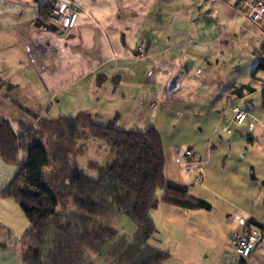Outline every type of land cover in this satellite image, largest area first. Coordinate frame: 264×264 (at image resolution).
Returning <instances> with one entry per match:
<instances>
[{
    "label": "crops",
    "instance_id": "0c3cea01",
    "mask_svg": "<svg viewBox=\"0 0 264 264\" xmlns=\"http://www.w3.org/2000/svg\"><path fill=\"white\" fill-rule=\"evenodd\" d=\"M72 1L77 24L62 32L36 25L38 18L47 22L40 12L52 0H0V119L17 114L8 119L16 127L37 129V116L50 126L81 116L101 124L116 120L124 129L156 127L167 179L210 204L184 209L160 202L150 212L153 246L170 253L159 264H264V237L245 260L230 243L232 233L247 226L264 236V124L239 103L257 89L242 83L252 67L251 76L264 86V74L257 77L264 71L258 67L264 19L252 20L235 0ZM139 47L143 56L135 52ZM226 81L233 83L223 90ZM242 86L251 89L241 95ZM216 94L221 99L213 103ZM225 106L208 136L186 141L162 133L173 119ZM234 106L251 112L253 129L232 122ZM46 111L53 115L43 116ZM227 124L230 131L223 129ZM219 126L224 138L215 135ZM95 255L93 264H111Z\"/></svg>",
    "mask_w": 264,
    "mask_h": 264
},
{
    "label": "trees",
    "instance_id": "16d2710c",
    "mask_svg": "<svg viewBox=\"0 0 264 264\" xmlns=\"http://www.w3.org/2000/svg\"><path fill=\"white\" fill-rule=\"evenodd\" d=\"M50 7L40 12L47 22ZM258 67L264 68V64ZM245 89L251 88L242 86L237 91L243 95ZM58 120L73 140L84 137L107 142L115 159L101 167L97 177L75 168L67 183L75 210L61 211L60 200L46 181L52 161L38 129L22 123L15 128L11 120L0 119L2 159L17 163L22 151L27 154L0 192V197L16 201L29 220L26 264H93V254L105 255L111 264H159L170 258L169 252L148 242L156 232L150 212L160 202L184 209H210V204L190 195L187 186L167 179L158 129H124L116 120L101 124L81 116ZM122 213L138 224L139 233L119 236L102 252L118 235L112 222Z\"/></svg>",
    "mask_w": 264,
    "mask_h": 264
},
{
    "label": "rangeland",
    "instance_id": "374dc122",
    "mask_svg": "<svg viewBox=\"0 0 264 264\" xmlns=\"http://www.w3.org/2000/svg\"><path fill=\"white\" fill-rule=\"evenodd\" d=\"M245 67L249 68V65ZM252 69L254 70L255 68L252 67ZM253 70H251V73L249 72L248 82L243 81L242 83L253 85L257 89L244 102L239 103L242 105L247 104V107L250 105V109H252L259 122L261 121L264 124V86H262V82L255 80L251 76ZM261 74H264V71H259L257 77L262 78ZM232 83V81H226L222 87L223 90H227V87ZM211 99L215 103L216 100L220 101L221 98L219 99L216 94ZM224 102L225 98L222 99V105ZM225 105L227 106L228 104L225 102ZM226 106L223 109L219 107L210 113H207L209 109L206 108L205 110H201V112L195 110L192 114L184 115L186 120L184 118L173 119L172 122L166 124L167 126L161 128L163 130L162 133L167 139L178 138L186 141H191L197 136H208L211 132V123L216 121L218 117H223L225 114L223 110L226 109ZM227 110L230 111L229 108ZM217 111H220V113H216ZM8 115L7 119L11 120L14 119L13 117H18L17 114ZM50 115L53 114L50 111H46L43 116L48 117ZM43 116L41 114V117ZM34 118L38 120L39 136L40 134V138L43 136L42 141L47 146L52 161V165L46 174L47 184L53 189L60 200L59 209L65 212H72L75 210V207L72 197L68 194V177L74 172L75 168L84 171L90 176L97 177L101 167L110 165L114 161L115 152L107 142L99 139H86L84 137H79L76 140L71 139L62 122H50V126L46 125V119L40 120L38 116ZM31 122L27 121L26 123ZM15 124L13 125L15 126ZM15 128H18V126H15ZM215 135L219 138L226 136L221 126L218 127ZM24 158V151L19 154L17 163L4 161L0 155L1 187L9 183L18 169V163L23 161ZM112 224L118 231V235L103 246L102 252L106 251L119 236L124 234L136 236L140 231L138 224L124 213L120 214ZM29 229V220L20 205L13 199L0 197V264H26L27 250L30 242L25 236ZM156 234L157 232L152 237H155ZM152 237L148 241L149 244L152 243L151 239H154ZM99 258L108 261L105 255L100 254H96L94 260H98Z\"/></svg>",
    "mask_w": 264,
    "mask_h": 264
},
{
    "label": "built area",
    "instance_id": "2783aa9c",
    "mask_svg": "<svg viewBox=\"0 0 264 264\" xmlns=\"http://www.w3.org/2000/svg\"><path fill=\"white\" fill-rule=\"evenodd\" d=\"M237 9L247 12L252 20L264 19V0H235ZM79 17V10L75 8L72 0H52L50 7V20L55 23L62 32H69L75 28ZM138 56L144 55V48L139 47L135 50ZM250 113L238 106L232 107V122L237 125L246 124L249 129L255 127V119H250ZM225 131H230L227 124ZM187 156L191 151L186 152ZM263 232L258 226H247L241 231H234L231 235V246L236 256L245 260L253 250L263 241Z\"/></svg>",
    "mask_w": 264,
    "mask_h": 264
},
{
    "label": "water",
    "instance_id": "95a60500",
    "mask_svg": "<svg viewBox=\"0 0 264 264\" xmlns=\"http://www.w3.org/2000/svg\"><path fill=\"white\" fill-rule=\"evenodd\" d=\"M38 23L36 24L37 26H40L41 23L44 24L45 26H47L49 29L51 30H57L58 29V26L54 23H48V22H43V20L41 18H38Z\"/></svg>",
    "mask_w": 264,
    "mask_h": 264
},
{
    "label": "bare ground",
    "instance_id": "6f19581e",
    "mask_svg": "<svg viewBox=\"0 0 264 264\" xmlns=\"http://www.w3.org/2000/svg\"><path fill=\"white\" fill-rule=\"evenodd\" d=\"M50 20V19H49ZM249 112V111H248ZM251 113V112H250ZM253 116V115H252Z\"/></svg>",
    "mask_w": 264,
    "mask_h": 264
}]
</instances>
